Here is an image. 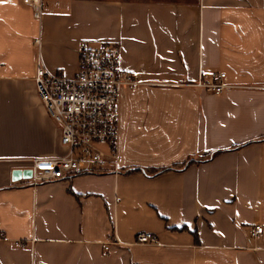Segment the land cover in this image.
<instances>
[{"label": "crops", "instance_id": "obj_1", "mask_svg": "<svg viewBox=\"0 0 264 264\" xmlns=\"http://www.w3.org/2000/svg\"><path fill=\"white\" fill-rule=\"evenodd\" d=\"M36 1L0 2V264H264V0ZM83 41L117 43L139 82L117 170L33 183L65 152L36 58L71 77ZM218 72L219 94L193 85Z\"/></svg>", "mask_w": 264, "mask_h": 264}, {"label": "built area", "instance_id": "obj_2", "mask_svg": "<svg viewBox=\"0 0 264 264\" xmlns=\"http://www.w3.org/2000/svg\"><path fill=\"white\" fill-rule=\"evenodd\" d=\"M39 14L36 0H24ZM224 72L210 77L199 74L194 86L219 94L228 84ZM34 82L49 117L59 127L64 154L32 159L33 183L55 181L87 172L116 171L119 130V102L123 88H136L135 75L120 65L119 45L115 42L83 41L79 45L77 71L71 77L46 69L37 56ZM255 225L249 238L262 233ZM135 241L157 243L150 232H140ZM108 249L107 245H104Z\"/></svg>", "mask_w": 264, "mask_h": 264}, {"label": "snow or ice", "instance_id": "obj_3", "mask_svg": "<svg viewBox=\"0 0 264 264\" xmlns=\"http://www.w3.org/2000/svg\"><path fill=\"white\" fill-rule=\"evenodd\" d=\"M0 2H4V0H0Z\"/></svg>", "mask_w": 264, "mask_h": 264}, {"label": "trees", "instance_id": "obj_4", "mask_svg": "<svg viewBox=\"0 0 264 264\" xmlns=\"http://www.w3.org/2000/svg\"><path fill=\"white\" fill-rule=\"evenodd\" d=\"M157 172H160V171H156L155 173H157Z\"/></svg>", "mask_w": 264, "mask_h": 264}]
</instances>
